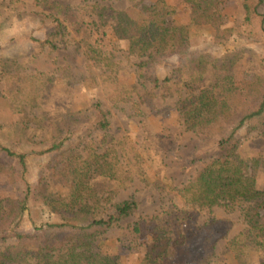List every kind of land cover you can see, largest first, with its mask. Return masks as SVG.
<instances>
[{
  "label": "trees",
  "instance_id": "16d2710c",
  "mask_svg": "<svg viewBox=\"0 0 264 264\" xmlns=\"http://www.w3.org/2000/svg\"><path fill=\"white\" fill-rule=\"evenodd\" d=\"M71 1L0 0V24L27 30L7 36L13 44L24 42L17 57L9 55L0 42L1 92L18 114L12 125L0 121V187L4 188L0 244L35 240L41 252L52 256L44 264H123L119 255L101 251L99 241L137 212L139 200L134 196L103 199L92 178L98 174L119 182L133 179L146 174L156 160L143 159L125 138L101 153L94 137L107 134L111 127L107 100L133 102L142 111L154 90L176 81L186 92L178 107L199 113L197 129L206 137L190 156L204 165L175 189L168 210L128 224L134 234L154 232L142 263L210 264L217 241L209 228L218 218L210 213L196 222L191 211L223 208L237 212L245 225L228 240L236 264H264V186L258 179L264 154H238L243 130L247 135L264 134V13L260 11L264 0H240L243 20L238 36L245 44L263 45L262 71L251 77L248 86L224 82L239 60L231 53L203 54L196 73L175 67L163 80L158 75L159 66L192 35H199L205 26L225 24V0H185L190 21L182 24H171L166 0H156L149 16L130 28L115 23V2L126 0ZM109 34L126 38L124 58L134 59L140 86L131 88L120 78L123 58L115 53L119 40H109ZM69 38L68 50L88 61L84 68L67 61L64 67L28 72L30 63L51 57ZM58 80L69 88L88 83L98 88L100 96L59 100L54 88ZM36 134L41 139L34 138ZM8 184L16 185L13 193ZM163 187L174 190L170 184ZM255 252L262 254L259 262L252 259ZM0 264L41 263L30 261L19 244H10L0 249Z\"/></svg>",
  "mask_w": 264,
  "mask_h": 264
},
{
  "label": "rangeland",
  "instance_id": "374dc122",
  "mask_svg": "<svg viewBox=\"0 0 264 264\" xmlns=\"http://www.w3.org/2000/svg\"><path fill=\"white\" fill-rule=\"evenodd\" d=\"M155 1L126 0L115 2L116 25L122 28H130L137 22L146 19ZM166 2L171 24H182L190 21V10L185 0H166ZM77 3L79 2L77 1ZM223 11L226 16L225 24L215 27L205 26L199 35H192L189 40L180 45L175 55L159 66L158 75L161 80L170 75L171 70L175 67L185 68L188 74L196 73L200 68L203 54L220 57L231 53L229 55H234L236 60L239 59L233 71L225 77L224 82L228 84L239 83L248 86L251 77L258 71H262V69L260 70L259 59H261L263 45L257 42L245 44L244 40L238 36L237 28L243 20L241 1L225 0ZM260 11L264 13V4L260 7ZM71 18L74 19L75 17L72 16ZM2 23L1 21L0 32H2V37L0 42L9 55L17 57L25 46L24 42L19 40L17 44H13V42L7 41V36L9 34L13 36L16 33L24 34L27 30L25 28L21 31L18 29V25ZM28 30L31 31V28ZM241 32H244V28H241ZM109 37L112 38L109 40H114V42L119 40L115 47L120 48L121 52L119 49L115 53L118 57L123 58L120 64V78L131 88L137 84L140 86L135 68L132 66L134 59L127 58V56L124 58L128 47L126 38L122 34H109ZM71 42L69 38V41L65 42V46H62L51 57L30 63L28 72H37L41 68L53 70L60 66L64 67L67 61H71L72 66L84 68L88 61L83 54H78L72 49L68 50ZM149 86L147 85V87ZM54 88L57 99L62 101L66 99L71 102V98H76L79 95H86L90 98L100 96L98 88H94L88 83L69 88L64 81L58 80ZM1 90L2 84L0 82V121L12 125L17 122L18 114L11 108L9 100ZM153 94V98L145 104L146 107L142 111L136 110L133 102L115 103L112 100H107L105 107L109 110L111 127L107 134L99 133L95 134L94 137L95 146H99L101 153L114 145L118 139L125 138L124 141L128 143L129 139L143 159L154 158L156 160L146 174L143 173L133 179L119 182L98 174L92 178L94 188L103 199L109 197L110 200H118L134 196L139 200L140 206L137 212L110 229L99 241L101 251L119 255L123 264H143L145 245L154 240V232L146 231L142 235L134 234L128 224L141 220L143 217L150 220L168 210L174 199L175 189L190 179L204 165L202 161L193 162V158L190 156L195 151L196 145L202 142L203 137H206V134L202 129H197L200 124V116L196 110L185 111L178 107L179 100L186 94L185 89L176 81H171L162 83L158 89L153 91ZM242 135L241 145L238 149L239 155L259 157L264 154V134L254 132L247 135L243 130ZM41 136L36 134L34 138L41 139ZM104 138L106 140L103 142ZM118 149L121 151V147ZM258 179L260 186L263 187L264 166L260 168ZM162 184H170L174 190L165 189ZM10 185L8 184L10 192L13 193L16 185ZM3 189L0 187V192ZM210 213L218 218L217 222L209 228L211 238L217 241L215 254L210 264H236L235 256L228 247V240L242 231L245 225L241 221L239 222L237 212H226L223 208H215L212 212H208V210L197 211V209L191 211L196 222L203 221ZM25 225L28 226L27 222ZM10 244H19L30 261L41 264L51 261L52 256L41 252L38 242L35 240L18 242L17 239H11L5 244H0V249ZM261 255L257 252L253 253V261L259 262Z\"/></svg>",
  "mask_w": 264,
  "mask_h": 264
}]
</instances>
